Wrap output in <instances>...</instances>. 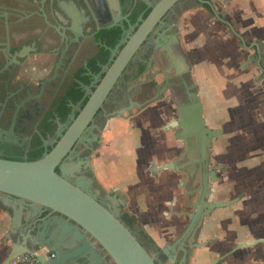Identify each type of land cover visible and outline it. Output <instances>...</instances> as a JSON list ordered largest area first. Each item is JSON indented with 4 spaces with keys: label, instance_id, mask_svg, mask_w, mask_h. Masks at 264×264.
<instances>
[{
    "label": "flooded vegetation",
    "instance_id": "flooded-vegetation-1",
    "mask_svg": "<svg viewBox=\"0 0 264 264\" xmlns=\"http://www.w3.org/2000/svg\"><path fill=\"white\" fill-rule=\"evenodd\" d=\"M161 1L0 0V158L36 161L50 153L74 124L108 67ZM195 6L205 8L198 0H178L168 7L62 162L73 161L78 168L76 176L93 179L100 201L108 204L106 193L112 192L99 181L97 160L106 144V132L112 131L111 121L137 118L143 122L149 120L152 111L159 113L163 120L160 131L170 140L163 150L160 146L151 148V156L145 146L147 154H138L137 159L140 168L154 179L160 173L175 176L171 203L165 204L164 213L174 231L168 238L162 236L160 244L145 225L136 221L138 239L157 264H241L238 252L250 245L241 243L239 231L231 226H239L241 214L235 206L247 199L249 190L227 199L215 195L223 184H237L227 182L230 177L253 180L255 173L223 172L220 169L224 166L214 164V142L225 135L224 128L211 126L204 110L207 126L223 131L209 148L206 169L199 156L195 169L153 170L173 161H189L186 143L181 144L178 154L177 147L169 143L176 142L178 131L172 123L178 119L181 90L177 66L182 72L184 59L191 64L197 83L186 37V15ZM56 171L61 173L60 165ZM206 189L209 196L204 195ZM237 198L239 201L228 207L206 213L202 226L185 235L194 218L199 219L200 213L208 210L201 205L199 211L196 204ZM0 211L11 221V212L1 206ZM162 249L167 250L160 252Z\"/></svg>",
    "mask_w": 264,
    "mask_h": 264
},
{
    "label": "water",
    "instance_id": "water-1",
    "mask_svg": "<svg viewBox=\"0 0 264 264\" xmlns=\"http://www.w3.org/2000/svg\"><path fill=\"white\" fill-rule=\"evenodd\" d=\"M178 0H163L153 7L148 18L137 32L130 37L124 49L108 67L95 92L68 129L58 145L43 158L36 161H14L0 158V206L11 212V229L7 234L12 248L2 264L24 254L47 248L54 257L38 255L41 264H157L155 258L140 242L136 234V218L124 211L126 198L118 191L106 193L109 203L99 199L100 191L95 181L85 176H76L73 161L62 162L70 152L81 133L88 128L96 113L111 94L130 60L140 45L147 39L152 28L168 7ZM213 14L218 15L213 0H198ZM229 0L226 4L231 5ZM200 7H193V11ZM226 23V22H224ZM226 25H229L226 23ZM230 26V25H229ZM177 66L181 82L177 115L173 127H177L176 139L187 145L189 161L177 160L155 166L154 171L197 168L200 161L206 169V158L215 138L221 136V129L207 126L204 104L199 94V85L192 75V66ZM167 86L162 89L166 91ZM115 120V119H114ZM112 120V121H114ZM199 159V158H198ZM88 163V162H87ZM89 164V163H88ZM60 165L59 174L56 168ZM214 180L216 176L214 175ZM206 188L208 183H205ZM96 189V190H95ZM205 196L210 192L206 189ZM240 198L231 201L203 202L196 204L208 207L194 218L185 235L203 224L205 214L211 210L228 207ZM47 216H44V213ZM26 225V231L20 230ZM184 235V236H185ZM167 249H162L166 251Z\"/></svg>",
    "mask_w": 264,
    "mask_h": 264
},
{
    "label": "crops",
    "instance_id": "crops-1",
    "mask_svg": "<svg viewBox=\"0 0 264 264\" xmlns=\"http://www.w3.org/2000/svg\"><path fill=\"white\" fill-rule=\"evenodd\" d=\"M228 1H212L223 20L213 16L206 6L186 15L188 49L192 54L194 75L200 86L205 114L208 106L219 99L223 104L216 105L218 125L214 123L223 127L225 132L226 128L220 124V116L227 115L225 104L229 109L232 105L233 111L238 108L239 114L241 110L246 114L245 109L248 108L251 112L249 116L255 117L258 126L263 120L261 117H264V0H232L231 5H227ZM226 99L228 102H225ZM158 114L152 111L150 116L156 121ZM229 114L234 115L230 111ZM112 124L114 128L111 123L109 126L113 139L105 144L97 160L99 181L106 190L120 192L126 198L125 210L156 238L162 237V229L168 230L165 225L169 218L164 215L166 208L161 206L171 203L175 176L160 173V178L154 179L147 175L146 166L144 170L138 167V152L132 134L128 129L122 131L123 127L128 128L129 123L117 120ZM158 136L162 140L160 150H163L170 137L168 134L167 139ZM178 143L181 145L183 141L176 139L175 143L169 144L177 147ZM259 158L262 157L255 156L250 162L255 167L260 166ZM254 176L259 183L253 191H249L252 199L248 220H244V214H241L239 226H231L239 231V241L250 245L238 252L241 264H264V172L256 171ZM11 224L12 220L0 211V264L6 258L5 249L12 248L4 237ZM26 229L25 224L20 228Z\"/></svg>",
    "mask_w": 264,
    "mask_h": 264
},
{
    "label": "rangeland",
    "instance_id": "rangeland-1",
    "mask_svg": "<svg viewBox=\"0 0 264 264\" xmlns=\"http://www.w3.org/2000/svg\"><path fill=\"white\" fill-rule=\"evenodd\" d=\"M225 102H228V99L225 100ZM217 104H223L220 103L219 99H216L215 103L212 104V106H208V112L207 116L209 119V124L213 127H216L217 124V118H216V105ZM236 105V104H235ZM227 115L220 116V124L226 128V133L223 137H220L218 139H215L214 142V150L212 152L213 161L214 164H217L218 166H224V168H221L220 170L223 172H231V173H255L256 171H263L264 172V117L262 116L261 119L262 122L260 123V126L255 122L254 116H249L250 110L248 108L245 109V113H238V108L233 111L232 105L230 109L227 107V104L224 105ZM165 112V110H163ZM229 111L231 114L230 115ZM166 118H168V113ZM241 116V117H240ZM248 116L249 118H246ZM224 117V118H222ZM165 118V119H166ZM151 116L149 117V120L144 119L143 122L139 121L137 118L136 120L127 121L129 123L128 128L123 127L122 131L125 132V130H129V132L133 136L134 145L136 146L137 152L140 155L147 154L145 146L148 147L149 155L151 156V153H153V150L151 148H154L161 145L159 141H161L160 136L162 135V132L160 131V127L163 125V120H160V117L157 118V121L154 123L149 122ZM259 119V116H258ZM160 120V121H159ZM117 120L111 121V125L114 128V125L112 123L116 122ZM217 124H215V123ZM159 131V132H156ZM159 133V134H158ZM113 139V134L111 132H106L105 136V143H110V140ZM179 143L176 149H178L177 154L179 153L180 149ZM145 152V153H144ZM155 152V150H154ZM255 156H260L261 163L260 166L255 167L253 163H251V159L254 160ZM98 166V164H97ZM138 167L139 163H138ZM141 169V168H140ZM104 173V172H103ZM105 174V173H104ZM149 175V174H148ZM240 176L236 177H230V180L227 182H235L237 184L232 185V183H225L222 186L218 188V193L215 195L216 198H232L238 195V193L249 190L253 191L255 187L258 185L255 182L254 178L256 176H253V180ZM232 178V179H231ZM238 179V180H237ZM239 182V183H238ZM261 182V181H260ZM256 184V185H255ZM263 186V185H262ZM252 199V195L248 194L247 199L239 202L235 209L240 210V214H244V220H248L249 216V204ZM157 207V206H156ZM165 208V206H161V208ZM152 208V207H151ZM150 210V208H147ZM156 209V208H155ZM159 209V208H158ZM149 213V212H148ZM168 229L167 231L165 229H162V235L165 238H168V236L172 235L171 232L174 231V228L172 225L170 226V222H167V225H165ZM169 227V228H168ZM164 228V227H162ZM151 233V232H150ZM7 234H4V237L6 238V243H11V241L6 237ZM2 237V236H1ZM163 237L156 238L157 241L162 244ZM11 249L7 248L5 249L6 258L8 257V254L10 253ZM5 258V259H6ZM12 264V261L11 263Z\"/></svg>",
    "mask_w": 264,
    "mask_h": 264
},
{
    "label": "built area",
    "instance_id": "built-area-1",
    "mask_svg": "<svg viewBox=\"0 0 264 264\" xmlns=\"http://www.w3.org/2000/svg\"><path fill=\"white\" fill-rule=\"evenodd\" d=\"M38 255L46 258H49L50 255L51 257L55 256L54 253H51L47 248H44L34 253H24L13 259L12 264H41L37 258Z\"/></svg>",
    "mask_w": 264,
    "mask_h": 264
}]
</instances>
